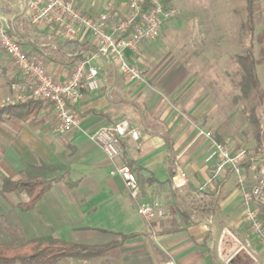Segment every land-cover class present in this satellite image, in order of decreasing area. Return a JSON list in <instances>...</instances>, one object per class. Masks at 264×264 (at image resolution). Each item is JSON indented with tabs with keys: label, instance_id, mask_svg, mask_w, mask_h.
<instances>
[{
	"label": "crops",
	"instance_id": "0c3cea01",
	"mask_svg": "<svg viewBox=\"0 0 264 264\" xmlns=\"http://www.w3.org/2000/svg\"><path fill=\"white\" fill-rule=\"evenodd\" d=\"M98 1L86 8L78 3V8L96 15L102 12L97 9L98 6L106 8L111 3L109 0ZM27 2L0 0V15L13 22L15 37L29 53L34 57H44L54 78L65 80L74 68L73 61L69 60V53L66 56L56 55L54 50L57 48L56 42L66 37L58 27L32 25L27 17ZM215 37L217 33L211 30L195 31V44L201 45L194 48L197 49L195 63L184 58L163 68L154 62L152 71L147 68L143 73L144 81L140 82L120 73L112 61L98 60L102 87L97 91H86L77 103L71 105L81 120V127L69 133L54 131L56 115L49 102L34 118L1 120V190L5 178L19 180L41 177L52 181L44 196L28 211L19 206L29 200L27 193L2 190L20 196L16 202L8 198L1 200L0 209L7 215L8 222L26 230L31 239L52 237L87 247L96 245L87 244L88 232L108 233L114 237L118 236L116 233L142 234L118 248L121 251L109 258L113 264L116 261L121 264L123 260L126 264H134L142 258L141 250L147 251L149 258L151 253L147 246L150 245L154 252L158 253L156 249H160L168 259H175L177 264H224L220 255L216 256L213 242L218 225L220 222L226 223L220 233L227 229L237 236L235 230L241 229L244 223L242 197L236 176L224 174L207 188L215 190L216 183H220L216 194L217 197L222 196L221 210L219 214L216 212L212 224L207 223L210 217H204L186 226L180 215V209L187 207L183 196L191 199L195 189L208 181L212 167V162L208 160L210 143L195 133V118L202 116L207 107L204 100L197 97L207 91L204 86L208 87L211 81L214 82V77H210V72L214 70L213 63L207 65L206 71L200 72L205 67L197 62L201 57L209 56V60L211 54L214 58V46L221 44L215 41ZM75 39L81 43L80 50L91 52L93 40L90 35L81 30ZM155 51L157 48L145 42L139 53L131 55V61L138 63L143 58L148 59ZM157 70L163 72L157 73ZM14 83L18 85L17 89L12 88ZM27 86L11 59L0 50V106L29 99ZM19 96L22 98L18 99ZM201 103L203 109L199 108ZM121 119H128L131 126L141 132L139 141L128 136L122 140L121 146L122 160L130 164L138 180L143 182L142 199L159 200L166 212L164 218L174 219L176 225L186 226L185 230L158 235L160 227L152 226L153 222L141 216L123 180L110 175L111 164L104 151L87 137L86 133ZM174 162H178L187 175L188 183L182 190L172 186ZM76 239L78 242H75ZM227 242L226 255H229L235 247L231 248L230 242ZM257 244L258 241H255ZM108 254L92 260H74L77 264H87ZM67 264L76 263L71 261ZM90 264H101V261Z\"/></svg>",
	"mask_w": 264,
	"mask_h": 264
},
{
	"label": "built area",
	"instance_id": "2783aa9c",
	"mask_svg": "<svg viewBox=\"0 0 264 264\" xmlns=\"http://www.w3.org/2000/svg\"><path fill=\"white\" fill-rule=\"evenodd\" d=\"M120 5L123 7L120 11L110 3L95 15L80 10L75 0H28L26 12L32 25L58 27L67 39H75L81 30L92 37L93 49L75 62L65 80L55 79L45 58L32 56L15 37L13 22L0 15V50L27 81V98L44 99L52 104L56 115L55 132L65 134L81 127V120L71 105L77 103L86 91H97L102 87L98 60L112 61L130 80L144 81L143 72L136 62L131 61V55L139 53L145 42L157 39L164 25L179 15L178 9L166 0H120ZM12 86L18 88L15 83ZM86 134L104 151L111 164L110 175L123 180L141 216L148 222L164 218L166 212L160 201L142 199L137 175L130 164L122 160V140L130 136L139 141L141 132L133 128L128 119H121ZM198 136L208 139V160L212 162L208 181L200 186L201 189H207L224 174L235 175L242 197L243 222L249 231L247 237L240 239L230 230H223L220 242L228 235L236 246L231 254L220 255L221 261L232 264L238 255L244 253L252 264H258L259 252L255 241L264 248V152L251 155L246 148L230 147L219 141L210 130L200 129ZM187 183L184 169L174 162L173 188L182 190ZM207 223L212 224V219L207 218ZM163 264L177 262L171 258Z\"/></svg>",
	"mask_w": 264,
	"mask_h": 264
},
{
	"label": "rangeland",
	"instance_id": "374dc122",
	"mask_svg": "<svg viewBox=\"0 0 264 264\" xmlns=\"http://www.w3.org/2000/svg\"><path fill=\"white\" fill-rule=\"evenodd\" d=\"M95 1L96 0H75V3L77 6L79 3L86 8ZM166 1L178 9L179 15L162 28L161 34L157 39L148 41L152 47L157 48V51L149 55L148 59L143 58L142 61L136 64L143 73H146L145 70L147 68H150V71H152L154 67L152 63L154 62L161 65L163 68L174 64L177 60L181 61L184 58L189 59V62L194 61L195 63V51H197V49L195 50L194 48L197 46L201 47L200 43L195 44V31L211 30L217 33L215 41L221 42V44L218 45L217 43L214 46V58L213 54H211L209 60L207 59L209 56H207V58L203 59L201 57L198 59L200 61L197 62L199 66L203 65L205 67V69L200 70V72L206 71L207 65L213 63L212 67H214V70L212 69L210 72V77H212L211 79L214 77V82L211 81L208 87L204 86V89L207 91L202 92L197 97H201L207 107L205 111L202 112V116L195 118V133H198L200 129L210 130L214 132L215 135H219L224 140L223 142L230 147L246 148L251 155L259 154L255 153L256 149H259V151L263 153L264 96H262V93L264 92V0H255V14L253 17L254 30L252 35L249 33L250 25L248 21L247 0ZM109 2L119 11L123 8L120 5V0H109ZM97 9L99 11H104L105 7L100 5ZM250 44L253 48L260 85L254 88L246 98H238L242 94L239 81L243 76V69L237 62V57L241 54H245ZM84 53L86 52H83L82 56ZM82 56L78 59L82 58ZM161 71L163 72V70H157L156 72L158 73ZM24 81L27 82L25 79ZM202 106L204 105L201 103L199 108L203 109ZM253 111L256 118L253 115ZM199 137L208 141L205 136ZM208 187L209 186L206 188ZM227 187L228 185L223 190H226ZM24 197L26 196L24 195ZM2 198H8L16 202L20 199V196L17 193H4L0 187V206ZM183 198L187 203V207H190V197L184 195ZM221 200V195L216 197L218 207L216 206L215 215L212 214L207 217L213 220V217L219 214L221 210ZM6 216L7 215L0 209L1 244L21 245L32 240L31 237H28L29 235L26 230L18 229L17 226L10 224ZM225 224L226 223L220 222L217 228V235L213 240L216 256H226L228 253L227 241L230 242L231 248L236 246L235 242L230 239L231 237L227 235L224 240L220 242V234H222L220 232ZM240 227L242 228L235 231L237 236L243 239L249 235V231L244 226V223L243 226L241 225ZM157 228H159V226ZM88 233L90 236L87 239V244H96L95 246H101L117 239V237L108 233ZM211 237L212 235H210V238ZM43 238L44 237H40L37 240ZM159 238L163 240V238ZM75 242H78V239H76ZM147 247L149 248V253H151L149 254V258L147 257V251L141 250L140 253L142 258L137 260L134 264H163L168 259V257H161L159 253L154 252L152 245ZM210 248L213 250V247ZM256 248L259 252L258 264H264V249H261L262 247L258 244ZM120 251L121 249L113 250L108 256L97 258L95 262L100 260L101 264H113L109 258L117 255ZM71 261L77 264L76 260L70 258H60L56 264H67ZM95 262L92 261L90 263ZM123 263L126 264L124 260ZM123 263L121 262V264ZM114 264H119V262L116 261ZM234 264H252V261L247 255L241 253Z\"/></svg>",
	"mask_w": 264,
	"mask_h": 264
},
{
	"label": "trees",
	"instance_id": "16d2710c",
	"mask_svg": "<svg viewBox=\"0 0 264 264\" xmlns=\"http://www.w3.org/2000/svg\"><path fill=\"white\" fill-rule=\"evenodd\" d=\"M255 0H247V11L249 21V33L252 35L254 30L253 17L255 14ZM57 48L54 50L56 55L66 56L69 53V60L75 63L82 56L80 50L81 43L76 39H60L56 42ZM88 50V49H87ZM237 62L243 69V76L239 81L242 94L238 98H246L254 88L259 87L260 80L257 73L255 57L252 45L247 48L245 54L237 57ZM264 96V92L262 93ZM47 101L44 99H25L17 102L5 103L0 106V121L12 117H19L23 120L34 118L39 110ZM253 115H256L253 111ZM216 138L223 142L224 140L216 135ZM255 153H261L259 149ZM173 172L171 173V177ZM140 185L143 182L138 180ZM219 181V180H217ZM217 187L220 183H216ZM52 181L38 177L35 179L5 178L2 182V190L5 192H25L29 200L21 203L19 206L23 210H31L35 204L44 196L51 187ZM216 187V189H217ZM142 188V187H141ZM207 190L198 187L195 189V195L190 199V207L180 209V215L184 218L186 226L196 223V220L210 216L216 211V191ZM194 216V218H193ZM152 226H159L158 235L175 234L185 230L186 226L176 225L174 219L161 218L153 221ZM117 239H114L104 245L87 247L76 243H70L61 239L44 237L41 240L32 239L21 245H8L0 243V264H56L60 258H72L78 260H92L95 257L104 256L111 251L121 248L124 244L142 234L139 233H116ZM161 257H166L160 249H156Z\"/></svg>",
	"mask_w": 264,
	"mask_h": 264
}]
</instances>
